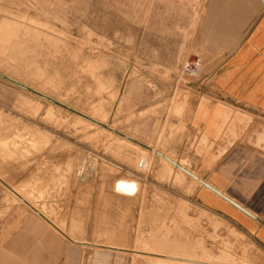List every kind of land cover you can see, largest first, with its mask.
Instances as JSON below:
<instances>
[{
    "label": "rangeland",
    "instance_id": "rangeland-1",
    "mask_svg": "<svg viewBox=\"0 0 264 264\" xmlns=\"http://www.w3.org/2000/svg\"><path fill=\"white\" fill-rule=\"evenodd\" d=\"M220 1L0 0V73L99 122L0 76L3 242L33 245L32 264H63L64 246L77 248L71 264H264V245L196 201L198 182L154 151L170 158L166 141L216 99L201 43ZM118 197L131 199L125 249L102 246ZM27 214L28 227L6 221Z\"/></svg>",
    "mask_w": 264,
    "mask_h": 264
},
{
    "label": "crops",
    "instance_id": "crops-1",
    "mask_svg": "<svg viewBox=\"0 0 264 264\" xmlns=\"http://www.w3.org/2000/svg\"><path fill=\"white\" fill-rule=\"evenodd\" d=\"M205 31L201 45L207 56L202 61L208 59L216 65L211 71L215 85L211 91L204 92L216 95V99L198 104L192 122L187 121L185 125L186 131L171 136L164 149L171 160L255 215L256 218L251 217L198 181L193 195L196 201L264 245V211L261 210L264 208V149L259 142L264 127V0H221L212 8ZM110 200L111 221L101 245L125 249L129 243V224L123 217L129 211L131 199ZM2 218L0 213V264H28V261L32 264L34 258L28 255L35 253L33 245L11 246L3 242ZM8 218L7 222L21 221L26 227L33 221L32 214ZM8 226L15 228V224ZM40 232L43 235L44 230ZM13 235L18 236V230H13ZM69 235L66 236L71 240L85 243L71 238L82 237ZM36 253L40 258L48 255L49 246H38ZM76 254V247L64 246L63 264H71Z\"/></svg>",
    "mask_w": 264,
    "mask_h": 264
},
{
    "label": "water",
    "instance_id": "water-1",
    "mask_svg": "<svg viewBox=\"0 0 264 264\" xmlns=\"http://www.w3.org/2000/svg\"><path fill=\"white\" fill-rule=\"evenodd\" d=\"M0 76L3 77V78H5V79H7V80H9V81H11V82H13V83H15V84H17V85H19V86H21V87H24V88L28 89L29 91H31V92H33V93H36V94L40 95L41 97H44V98H46V99H48V100H50V101L56 102L57 104H59V105L65 107V108H67V109H69V110H71V111H73V112H75V113H77V114H79V115H81V116H83V117H85V118H87V119H89V120H91V121H93V122L99 124V122L95 121L94 119H92V118H90V117H88V116H86V115H84V114H82V113H80V112H78V111H75V110H73V109H71V108H69V107H67V106H65V105H63V104H61V103H59V102H57V101L51 99L50 97H48V96H46V95H44V94H42V93H39V92L35 91L34 89L29 88V87H27V86H25V85L19 83L18 81H15V80H13V79H11V78H9V77H7V76L1 74V73H0ZM121 135L124 136V137H126V138H128L129 140H132V141L136 142V143L139 144V145H142V146H144V147H146V148H149V149L153 150L151 147H149V146L146 145V144H143V143H141V142H139V141H137V140H135V139H132L131 137H128V136H126V135H124V134H121ZM154 151H155V153H157L158 155L162 156L164 159H166L167 161H169L170 163H172L173 165H175L176 167H178L179 169H181L183 172H185L186 174H188V175L191 176L192 178L196 179L197 181H199V182L205 184L206 186H208L209 188H211L212 190H214L216 193H218L219 195H221L223 198H225L226 200H228L229 202H231L232 204H234L236 207H238V208L241 209L242 211L246 212V213H247L248 215H250L251 217L256 218L255 215H253V214H252L251 212H249L247 209L243 208L242 206H240L239 204H237L236 202H234V201L231 200L230 198L226 197L225 195H223V194L220 193L219 191H217V190H215L214 188H212L210 185H208L207 183H205L204 181H202L200 178H198L197 176H195L193 173L189 172L187 169H185V168H184L182 165H180L179 163H176L175 161L171 160L169 157H167L166 155H164L163 153H161V152L158 151V150H154Z\"/></svg>",
    "mask_w": 264,
    "mask_h": 264
},
{
    "label": "bare ground",
    "instance_id": "bare-ground-1",
    "mask_svg": "<svg viewBox=\"0 0 264 264\" xmlns=\"http://www.w3.org/2000/svg\"><path fill=\"white\" fill-rule=\"evenodd\" d=\"M13 79V78H12ZM37 91V90H36ZM47 96V95H46ZM68 107V106H67ZM81 113V112H80ZM83 114V113H82ZM86 119V118H85ZM95 119V118H94ZM89 120V119H88ZM169 167V166H168ZM169 170V169H168ZM198 182V181H197ZM115 189L116 191L120 192V193H126V194H132L133 191L135 190V183L133 181H128V180H117L116 183H115ZM52 223V222H51ZM53 224V223H52ZM54 225V224H53ZM55 227H57L56 225H54ZM59 230V229H58ZM135 250V249H134ZM136 252L137 251H140V250H135ZM146 253V252H145ZM149 253V252H148ZM155 253V252H152V254ZM157 254V253H155ZM158 255H161V256H167L165 254H160L158 253ZM170 256V255H169ZM168 256V257H169ZM173 256V255H172ZM177 258V256H174ZM160 258V257H159ZM179 258V257H178ZM181 258V257H180ZM162 259V258H161ZM182 259H186V260H193V261H199L200 262H205V263H211L212 261L210 262H207V261H202L200 259L198 260H194V259H191V258H183ZM196 264V263H195ZM202 264V263H201ZM214 264V263H213ZM216 264H224V263H216Z\"/></svg>",
    "mask_w": 264,
    "mask_h": 264
}]
</instances>
